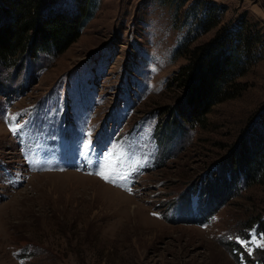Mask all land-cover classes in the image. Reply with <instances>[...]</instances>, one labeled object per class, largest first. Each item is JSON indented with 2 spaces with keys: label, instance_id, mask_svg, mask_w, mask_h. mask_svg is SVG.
I'll return each instance as SVG.
<instances>
[{
  "label": "rangeland",
  "instance_id": "obj_1",
  "mask_svg": "<svg viewBox=\"0 0 264 264\" xmlns=\"http://www.w3.org/2000/svg\"><path fill=\"white\" fill-rule=\"evenodd\" d=\"M225 26L258 59L182 121L174 78ZM263 111L264 0H95L62 55L0 67V264H264V184L239 154Z\"/></svg>",
  "mask_w": 264,
  "mask_h": 264
},
{
  "label": "trees",
  "instance_id": "obj_2",
  "mask_svg": "<svg viewBox=\"0 0 264 264\" xmlns=\"http://www.w3.org/2000/svg\"><path fill=\"white\" fill-rule=\"evenodd\" d=\"M75 1L72 10L55 11L59 0H0V67L66 52L94 9L95 0ZM207 20V30L216 25L213 18ZM260 39L242 26H225L212 41L189 53L188 65L174 78L188 95L175 107L182 121L201 122L212 106L232 97L235 80L258 59L253 46ZM239 154L244 175L264 184V111L247 130Z\"/></svg>",
  "mask_w": 264,
  "mask_h": 264
},
{
  "label": "bare ground",
  "instance_id": "obj_3",
  "mask_svg": "<svg viewBox=\"0 0 264 264\" xmlns=\"http://www.w3.org/2000/svg\"><path fill=\"white\" fill-rule=\"evenodd\" d=\"M48 154H49V151H48ZM91 187V186H90ZM104 187V186H103ZM107 189V188H106ZM109 189V188H108Z\"/></svg>",
  "mask_w": 264,
  "mask_h": 264
}]
</instances>
